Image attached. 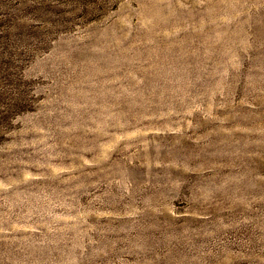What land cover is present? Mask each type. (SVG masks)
Here are the masks:
<instances>
[{
	"label": "rangeland",
	"instance_id": "374dc122",
	"mask_svg": "<svg viewBox=\"0 0 264 264\" xmlns=\"http://www.w3.org/2000/svg\"><path fill=\"white\" fill-rule=\"evenodd\" d=\"M0 264H264V0H0Z\"/></svg>",
	"mask_w": 264,
	"mask_h": 264
}]
</instances>
